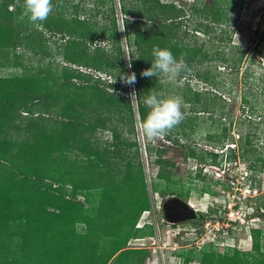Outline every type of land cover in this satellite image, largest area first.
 <instances>
[{
  "label": "trees",
  "instance_id": "1",
  "mask_svg": "<svg viewBox=\"0 0 264 264\" xmlns=\"http://www.w3.org/2000/svg\"><path fill=\"white\" fill-rule=\"evenodd\" d=\"M63 1L52 0L53 13L42 22V26L36 27L27 18H21L24 0H0V69L8 66L20 68L22 64L18 60V51L28 49L39 53L31 41L36 37L42 38V47L45 48L47 41L44 33L50 32L69 37L64 45L67 63L98 72H111L110 76L114 75L116 81L111 85L114 91L102 89L100 81L91 83V73L68 66L64 74L53 77V80L43 75V72L34 70H23L12 76L0 75V264H109V260L122 249L124 253L119 263L127 261L129 254L142 253L143 250L124 248L132 237L145 232V227L138 228L137 224L142 213L149 210L150 204L142 165L132 156L123 153L125 149L128 152L136 148V155L139 156V149L136 142L124 138L119 126L107 125L101 111L108 109L112 113L113 107L119 108L123 103V107L130 113L131 123L125 133L135 134L136 114L142 123L150 111L144 103L145 98L152 92L163 95L160 90L163 85L159 78L141 75L151 67L153 49L168 48L178 60L184 61L185 66L192 64L200 53L206 56L205 52H209L205 46L213 40L212 29L218 33L224 30L225 24L231 22L227 11L229 6L225 7L223 0H195L192 13L188 15L175 3L162 0H119L128 42L136 51L131 65L132 73L136 75L138 98V110L135 112L131 100L116 93L124 83L121 76H127V71L125 64L121 63L120 71L115 72L117 58L123 55L115 4H112V0H98L96 9L84 14L96 15V11L100 13L101 7L105 8L110 3L104 14H111V17L107 16L104 23L97 26L94 20L96 16L93 19H82L80 4L74 5L75 14L72 19L65 18V13L59 11ZM185 17H192L197 22L191 25L192 29L185 27L183 32ZM191 32H201L208 39L201 45L197 40L194 44L184 42L185 36L189 38ZM103 35L110 49L97 45ZM193 37L196 39V34ZM215 38H218L217 42L225 43L224 47L217 42L213 44L217 49V59L237 75L240 61L246 56L248 47L230 45L234 51L233 56L239 57L236 60L224 52L232 40L229 38L226 41L224 35ZM88 44L90 47L94 44V49L91 50ZM220 48H224V51L221 52ZM12 55L16 60L12 61ZM210 74V71L199 72L195 78L210 84L214 91L207 88L200 91L191 86V80L187 82L184 97L186 103L192 105L191 114H187L178 124L179 137L166 135L174 146L186 149V158L199 161L197 175L190 179L202 181L206 179L203 169L208 166L207 159L212 160L211 164L219 165V153H197V148L192 146L189 138L202 123L216 125L214 112L227 105L220 91L222 86L218 76ZM263 76L254 78L259 81L257 92L251 87L244 93L245 104L250 106L252 112L247 119L251 123L257 115L255 107L258 100L264 95ZM249 77L252 75L247 73L246 83ZM77 79H83L85 83L79 84ZM40 105L47 111L40 113ZM87 110L92 114L90 118L85 117ZM24 112L28 115H24ZM227 114L221 110L222 119ZM261 118L264 120V116ZM39 119L49 120L53 126L52 131H48L41 122L38 123ZM221 123V132L215 133L212 130L208 138L217 145L222 141L220 148L223 149L226 144L223 137L230 133L227 142H231L232 146L227 148V160L238 162L241 158L248 163L252 172L264 171L263 159L254 161L247 157V153L253 151L250 148L253 142L251 130L242 132L236 140L229 127L232 122L229 126L227 120H221ZM99 128L108 129L112 141L105 144L94 142L93 135ZM22 131L24 136L19 133ZM180 138L186 143L180 141ZM155 151L151 152V156H156L158 178L182 185L184 178L174 174L176 161L165 157L166 147ZM203 188L207 192L206 186ZM128 190H132V193L136 190L138 196L125 198L122 205H117L119 191L124 194ZM190 191L173 192L186 197ZM80 194L86 195V203L74 201ZM96 197L100 198L98 205L93 204ZM260 209L264 210V203ZM203 216L212 218L211 215ZM127 222L129 224L125 225ZM252 232L251 251L228 246L226 253L207 251L198 259L204 264H264L260 241L264 231L253 229ZM181 256H184V263L196 258L191 250Z\"/></svg>",
  "mask_w": 264,
  "mask_h": 264
},
{
  "label": "rangeland",
  "instance_id": "2",
  "mask_svg": "<svg viewBox=\"0 0 264 264\" xmlns=\"http://www.w3.org/2000/svg\"><path fill=\"white\" fill-rule=\"evenodd\" d=\"M162 1L175 3L188 15L192 13L195 0ZM78 4H80L79 11L82 12V19L87 17L93 19V16H96L97 19L94 18V20L97 21V26L103 24L107 16L111 17V14L106 13L107 16L104 14L107 7H110V3L105 7L106 10L101 7L100 13L96 11V15H84L89 10L96 9L99 4L98 0H73V2L71 0H64L61 3L62 7H60L59 11H63L65 13L64 17L70 20L75 14L74 5ZM112 4H115L116 7L115 17L120 29L123 52L122 56H117L118 64L115 72L118 73L121 69L120 64L124 63L127 75H130L132 74V59L136 56V51H134L135 48H131L128 42L120 1L112 0ZM223 4L225 7L229 6L227 8L228 10H226L229 12L228 15L231 17V22L229 25L225 24L224 30H220L218 33H215V30L212 29L213 36L211 38L213 40H211L212 42H207L208 46H205L206 49L209 50V52H205L206 56H204V53H200L196 62L186 64L185 70H183L175 80L170 81L166 77H159L163 87L162 89H158L163 92V98H170L172 96H180L183 98L186 104V107L182 109L185 118L187 114H191L190 110L192 107V105L186 103V98L184 97V90L188 84L187 82L191 80V86L200 91L204 88L214 91L210 84L200 82L195 78V75L199 72L206 73L210 71L213 76H218V81L222 86L220 91L224 94L227 105L214 112V116L217 119L216 125H211L210 122L202 123L198 125L197 129L192 132L191 138H189L192 146L197 148V153H208V151L219 153L217 159L219 165L211 164L213 163L212 160L207 159L208 166L203 169V174L206 178L205 181L190 179L192 177L195 178L197 175L199 161L194 158H186V149L174 146L166 136L171 135L173 138L179 137V125L172 128L165 135L166 137L164 136L154 141H148L141 131L140 125L142 123L140 122L138 114H136L135 134L125 133L131 127V123L130 113L128 109L123 107V103L120 104L119 108L116 106L113 107L112 113L104 108V110L101 111L103 114L102 116L107 121V125L119 126L124 138L126 137L130 141L137 143L139 156L136 155V148H131V150H127L128 152H126L125 149L123 153L127 156H132L136 162L138 161L142 165L147 187V197L150 203L149 210L145 211L144 214L142 213L140 217L141 225L145 224V222L148 223L144 228L145 232L136 234L129 240L127 246L124 247L125 249L133 251H143L142 253L129 254L128 260L122 261L125 264H181V262L182 264H204L198 258L203 256V253L207 251L216 250L217 253H226V247L228 246L232 248L235 247L241 251H251L253 249L252 230L262 229L264 231V217L262 216L264 210L260 209L264 203V171L252 172L248 168V163H245L241 158L238 162H230L227 160V148L232 146L230 144L231 142H227L230 139V133L223 137V140L226 141L223 149L220 148L223 145L222 141L217 145L214 144L216 143L214 140L211 141L208 138V133H210V131L212 132V130L213 132L215 131V133H220L222 129L220 125L222 124L221 120H227L228 126L230 122H232L229 127L236 140L242 132L251 130L253 142L250 148L253 151L250 153L248 152L247 157L254 161L264 160V124H262L264 120L261 118L264 116V95L259 98L255 107V113L257 115L253 118V123L247 120L250 118L249 115L252 112L250 106L246 105L243 99L244 93L249 91L251 87L254 89V92L258 91L259 81L254 78H260L264 75V0H228L227 2L223 0ZM196 22L197 20L192 19V17H185L182 31H185V27H190L189 29H192V26L195 25ZM142 25H144V22ZM74 28L80 31V28L77 26ZM40 29L43 31V28ZM183 32L181 34H183ZM224 32L227 33L223 34ZM193 33L196 34V39L193 37ZM189 34V38L185 36L184 41H188L189 44H194L195 40H197V43L201 45L206 41V38L208 39V37H205L201 32H191ZM217 35H224L226 41L229 38L232 40L225 51L224 48H220L221 52H226L230 57L233 56L234 52L233 49L230 48V45L239 44L248 47L249 50L246 56L240 61V68L237 75L230 72L231 69L217 59V49L214 47L215 45L213 46V44L217 42L216 40L218 38H215ZM44 38L47 41L45 48L42 47V38L36 37L31 41V45L35 47L39 53L28 49H20L18 51L20 54L18 60L22 66L20 68L14 66L4 67L0 69V75L12 76L22 73L23 70H34L43 72V75L51 77L52 79L55 76H61L62 73L64 74V69L68 66L91 73L93 77L91 83H99L100 81L102 89L107 92L111 91L110 89L113 87L111 85L115 81L114 75L112 74L113 76H110L111 72H98L95 69L72 65L66 62L64 58V45L69 37L45 32ZM101 39L97 45L110 49V44L105 40V35H103ZM217 44L222 45V47L225 46L223 42H217ZM94 47L95 45L92 44L90 47L91 50L94 49ZM256 47L259 48L257 49ZM233 57L231 59L235 58L237 60L239 58L237 56ZM254 57H256V62L253 61V59H255ZM12 58V61L16 60L14 55H12ZM247 73L251 74L252 77H249L246 83ZM76 82L79 84L85 83L83 79H77ZM116 93H119L121 97L130 99L135 112H137L138 98L135 83L131 85L125 83L121 84L119 90H116ZM127 93L128 95H126ZM223 105H225V103ZM105 106L107 105L105 104ZM40 107L42 109L40 113L47 111V109L43 108L41 105ZM221 110H225L228 113L223 116L224 119L221 118ZM24 115L28 114L24 112ZM86 115L85 117L90 118L89 116L92 114L87 110ZM40 122L41 125L46 126L48 131H52L53 126L49 120L39 119L38 123ZM26 124L27 123H25V126H27ZM19 133H22V136H24L23 131ZM112 139V134L108 129L104 130L99 128L93 135V141H97L101 144L112 141ZM180 141L186 143L182 138H180ZM160 147H166V158L176 161L177 168L174 174L184 178L182 185H174V183H168L158 178L159 166L155 161L156 156L152 157L151 152ZM206 156L209 157V155ZM205 186V189H208L207 192H204L203 187ZM187 189L191 190L190 194L182 198L192 202L194 207L203 213V215H211L212 218L203 216L196 221L187 222L185 224H168L164 221L162 212L164 201L173 195H177L176 193L174 194L173 191H182L184 193ZM119 194L120 195L117 196V205H122L125 202V198H131L133 195L138 196L136 190H133V193L132 190H128L124 194L122 191H119ZM74 201L86 203V195L80 194ZM99 201L100 198L96 197L93 204L98 205ZM88 205L90 207V204L86 206ZM127 224L129 223H125V225ZM222 228L224 230H222ZM260 241L264 253V233ZM211 243L213 246H210ZM190 250L195 253L196 258L184 263V256H181V254L189 253ZM122 251L123 249L116 253L115 256L109 260V264L119 263V258L124 253ZM122 262L119 264H122Z\"/></svg>",
  "mask_w": 264,
  "mask_h": 264
},
{
  "label": "clouds",
  "instance_id": "3",
  "mask_svg": "<svg viewBox=\"0 0 264 264\" xmlns=\"http://www.w3.org/2000/svg\"><path fill=\"white\" fill-rule=\"evenodd\" d=\"M53 11L52 0H24L21 18H27L30 23L40 27L42 22L46 21ZM153 56L154 60L151 62V67L141 73L143 77H166L172 81L185 69L184 61L182 59L178 60L168 48L155 47ZM121 79L125 84L131 85L136 82V75L132 73L127 76H121ZM110 90L112 91V89ZM144 103L150 108V111L140 127L148 141L164 137L184 119L182 109L186 107V104L180 96L162 98V94L152 92L145 98ZM147 224L145 222L142 226L139 220L137 227L144 228Z\"/></svg>",
  "mask_w": 264,
  "mask_h": 264
},
{
  "label": "water",
  "instance_id": "4",
  "mask_svg": "<svg viewBox=\"0 0 264 264\" xmlns=\"http://www.w3.org/2000/svg\"><path fill=\"white\" fill-rule=\"evenodd\" d=\"M162 212L164 221L170 225L196 221L200 217L198 209H195L188 200L177 195H173L164 201Z\"/></svg>",
  "mask_w": 264,
  "mask_h": 264
},
{
  "label": "flooded vegetation",
  "instance_id": "5",
  "mask_svg": "<svg viewBox=\"0 0 264 264\" xmlns=\"http://www.w3.org/2000/svg\"><path fill=\"white\" fill-rule=\"evenodd\" d=\"M199 213H200V217H199V218L203 217V213H201V212H199ZM199 218H198V219H199ZM198 219H197V220H198ZM184 224H185V223H184Z\"/></svg>",
  "mask_w": 264,
  "mask_h": 264
},
{
  "label": "bare ground",
  "instance_id": "6",
  "mask_svg": "<svg viewBox=\"0 0 264 264\" xmlns=\"http://www.w3.org/2000/svg\"><path fill=\"white\" fill-rule=\"evenodd\" d=\"M191 203V205L194 207V205H193V203L192 202H190ZM195 208V207H194ZM196 209V208H195ZM144 224H142V226H143ZM245 240V239H244Z\"/></svg>",
  "mask_w": 264,
  "mask_h": 264
}]
</instances>
